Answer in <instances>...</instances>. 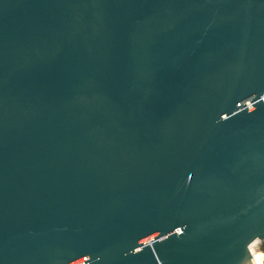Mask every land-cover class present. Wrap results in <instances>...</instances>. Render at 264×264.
Instances as JSON below:
<instances>
[{
	"label": "water",
	"instance_id": "water-1",
	"mask_svg": "<svg viewBox=\"0 0 264 264\" xmlns=\"http://www.w3.org/2000/svg\"><path fill=\"white\" fill-rule=\"evenodd\" d=\"M264 0H0V264H253Z\"/></svg>",
	"mask_w": 264,
	"mask_h": 264
},
{
	"label": "built area",
	"instance_id": "built-area-1",
	"mask_svg": "<svg viewBox=\"0 0 264 264\" xmlns=\"http://www.w3.org/2000/svg\"><path fill=\"white\" fill-rule=\"evenodd\" d=\"M250 252H251V248H250ZM254 252H256L260 256L261 262H262V264H264V254L260 251L259 243L254 244L253 254H254ZM251 254H252V252H251ZM252 259H253V264H256L254 262V255H252Z\"/></svg>",
	"mask_w": 264,
	"mask_h": 264
},
{
	"label": "bare ground",
	"instance_id": "bare-ground-1",
	"mask_svg": "<svg viewBox=\"0 0 264 264\" xmlns=\"http://www.w3.org/2000/svg\"><path fill=\"white\" fill-rule=\"evenodd\" d=\"M253 246H254V244L250 248H251L252 255H254V262L256 264H262L260 256L256 252H254V254H253Z\"/></svg>",
	"mask_w": 264,
	"mask_h": 264
},
{
	"label": "trees",
	"instance_id": "trees-1",
	"mask_svg": "<svg viewBox=\"0 0 264 264\" xmlns=\"http://www.w3.org/2000/svg\"><path fill=\"white\" fill-rule=\"evenodd\" d=\"M260 251L264 254V243L260 246Z\"/></svg>",
	"mask_w": 264,
	"mask_h": 264
}]
</instances>
